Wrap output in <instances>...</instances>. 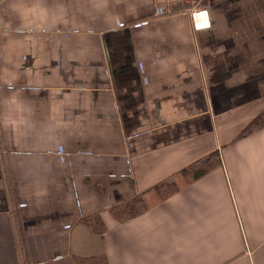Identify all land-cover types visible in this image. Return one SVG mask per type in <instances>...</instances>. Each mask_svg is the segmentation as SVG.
<instances>
[{
    "label": "crops",
    "instance_id": "1",
    "mask_svg": "<svg viewBox=\"0 0 264 264\" xmlns=\"http://www.w3.org/2000/svg\"><path fill=\"white\" fill-rule=\"evenodd\" d=\"M203 6L196 29L155 0H0V264H264V125L241 135L264 112V0Z\"/></svg>",
    "mask_w": 264,
    "mask_h": 264
},
{
    "label": "trees",
    "instance_id": "2",
    "mask_svg": "<svg viewBox=\"0 0 264 264\" xmlns=\"http://www.w3.org/2000/svg\"><path fill=\"white\" fill-rule=\"evenodd\" d=\"M174 9V8H173ZM264 125V112L255 118L241 135H245L254 129ZM219 154L214 151L207 156L193 162L187 167L170 175V177L163 181L149 187L143 193L136 195L129 199L121 206L112 208L110 213L113 217L121 222L131 220L138 215L145 212L147 209L156 205L166 198L176 193L183 187L190 185L192 182L203 177L206 173L213 170L216 166H219ZM98 222V221H97ZM104 232L105 229H98L95 227V231ZM94 231V232H95ZM18 243V242H17ZM20 243H18L19 245ZM20 255V250H19ZM77 264H108L103 254L94 253L86 255V257L80 258Z\"/></svg>",
    "mask_w": 264,
    "mask_h": 264
},
{
    "label": "built area",
    "instance_id": "3",
    "mask_svg": "<svg viewBox=\"0 0 264 264\" xmlns=\"http://www.w3.org/2000/svg\"><path fill=\"white\" fill-rule=\"evenodd\" d=\"M161 11L170 6L181 4L188 10L194 28L208 27L207 6H203L204 0H155Z\"/></svg>",
    "mask_w": 264,
    "mask_h": 264
}]
</instances>
